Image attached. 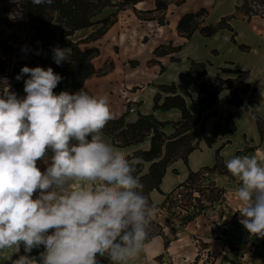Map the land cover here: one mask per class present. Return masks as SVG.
I'll use <instances>...</instances> for the list:
<instances>
[{"label":"clouds","instance_id":"1","mask_svg":"<svg viewBox=\"0 0 264 264\" xmlns=\"http://www.w3.org/2000/svg\"><path fill=\"white\" fill-rule=\"evenodd\" d=\"M52 52L57 65L71 55L60 47ZM25 75L23 98L0 91V256L8 259L23 245L25 255L12 264H129L159 209L134 175L138 161L104 137L113 119L109 98L84 88L55 94L62 77L51 67L24 66L16 79ZM260 111L257 105L248 114L255 119ZM226 168L239 183V222L251 237L264 238V160L235 156ZM41 246L38 258L27 255Z\"/></svg>","mask_w":264,"mask_h":264},{"label":"crops","instance_id":"2","mask_svg":"<svg viewBox=\"0 0 264 264\" xmlns=\"http://www.w3.org/2000/svg\"><path fill=\"white\" fill-rule=\"evenodd\" d=\"M92 1L97 3L99 0ZM110 3L94 18V26L75 32L70 40L74 44L81 43L79 48L82 51H99L92 61L96 74L85 82L84 89L93 96L106 95L109 98L111 120L124 118L126 124H131L141 115L154 116L167 124L164 133L173 135L176 131L174 125L182 120V113L178 109L155 110L154 99L161 93L160 86L171 84L185 87L193 100L204 98L195 84L194 75L189 73L192 62L208 64L203 82L209 85H213L217 78H235L234 74L226 71L248 72L247 83L257 89L255 99L261 108L252 119L246 110L249 96H246L243 107L230 105L233 89L220 92L213 108L206 112L186 98L188 110L193 115L201 114L205 118L216 112L218 116L209 117L194 129L198 150L192 152L186 162L178 159L168 167L160 185L162 194L152 191L149 194L151 203L158 207L163 205L166 196L186 182L190 173L213 168L217 163L216 153L221 147L220 155L225 165L235 156H256L264 160V134H261L257 123V117L264 121V17L249 19L241 13L239 9L244 0L171 1L167 2L165 11L157 10V0H137L136 4L122 9H119L121 0H110ZM202 11L206 15L200 20L199 28L191 39H186L178 31L180 20L185 15ZM108 18L112 24L105 34L95 41H87L101 28L99 23ZM224 19L228 20L230 30H221L210 37L204 35V28L216 29ZM53 26L56 40L49 49L60 47L71 51V47L59 41L64 26L58 22ZM169 45L180 47V51L166 56L155 54L159 48ZM241 46L248 50H242ZM172 58L179 61L174 62ZM61 91L72 94L69 80L62 83ZM166 96L162 94L163 99ZM124 107L135 108V112L125 113ZM220 119L223 126L231 119L237 131L217 136L216 127ZM104 137L126 158L151 147V136L140 144L124 148L117 147L109 136L104 134ZM150 164H145L146 173ZM213 181L228 196L225 203L215 209H207L206 214L197 215L186 224L166 225L164 237L145 242L139 254L142 262L163 257L173 264H264V238L251 237L239 222L237 209L240 204L234 195L238 181L230 173L215 175ZM205 256L211 261L204 262Z\"/></svg>","mask_w":264,"mask_h":264},{"label":"trees","instance_id":"3","mask_svg":"<svg viewBox=\"0 0 264 264\" xmlns=\"http://www.w3.org/2000/svg\"><path fill=\"white\" fill-rule=\"evenodd\" d=\"M184 1L185 0H181L180 2ZM136 3L137 0H123L119 9ZM248 3V0H244V4L239 11L244 13L249 19L253 16H259L246 9ZM110 5V0H99L97 3L92 0H54V3L50 6H35L32 4L31 0H23L21 8L25 16L24 19L30 26L29 31L31 32V37L25 51L29 54L32 60H29L27 56H24L23 61L19 63V67L15 70L14 78L16 79V76L20 74V70L24 66L29 68L39 66L44 69L51 67L54 73L59 74L62 77L60 83L53 90L55 94H58L61 91L62 83L66 80H69L72 84V94L84 88L85 82L96 74L92 61L99 55V51L97 49L82 51L79 48L81 43L72 44L69 39L75 34V32L94 26V18H96L105 7ZM167 6V2L164 3L157 0L158 11H165ZM205 15V11L198 14L185 15L178 24L179 33L186 39H191L200 26V20ZM227 21L228 20L224 19L219 23L216 29L204 28L202 32L205 36L210 37L221 30H230ZM54 22H58L64 26L59 40L62 43L64 42L73 45L69 60L62 62L60 65H57L54 62L52 58L53 52L47 51L56 40V35L52 30ZM99 24H101V28L95 34L90 36L87 41L100 39L112 24V20L111 18H108ZM82 43H85V41ZM234 43H236L235 40ZM240 48L244 51L248 50V48L244 46H241ZM179 51L180 47L175 48L169 45L167 47L159 48L155 54L158 56H166L178 53ZM32 52H39L40 56L32 54ZM172 61L178 62L179 60L172 58ZM66 62L70 64L69 69L65 66ZM39 63H41V65ZM207 67L208 64L206 63L192 62L189 71V73L195 77V84L205 95V97L200 100H193L190 93L183 86L171 84L159 87L161 93L157 94L154 99V109L160 111L178 109L182 113V120L174 125L176 131L173 135L167 136L164 133V128L167 124L159 122L154 116L141 115L135 123L131 124H126L124 118L110 120L103 129L104 134L112 138L114 144L121 148L140 144L144 142L147 137L151 136V147L148 151H137L132 158H128L130 161H138L134 175L143 184V194L148 198L150 203L149 194L152 191L156 190L162 194L160 185L168 167L178 159H183L186 162L188 156L192 152L198 150L199 146L197 137L193 132L194 129L199 124H203L209 117L218 116L216 112L211 113L205 118H202L201 114L196 116L193 115L188 110L186 98H189L193 105L199 106L202 112H206L213 108L215 100L220 92L225 89H233L234 96L230 100V105L243 107L246 96H249L248 107L255 109V106L259 105V102L255 99L257 89L251 87V85L247 83L249 76L248 72L226 71L234 74L235 78L227 80L217 78L213 85H209L203 82V78L207 75ZM27 78L28 76L25 75L17 81L18 83H21ZM88 93L92 95L90 92ZM162 94L168 96L163 99ZM248 107H246V110H248ZM221 121L222 120L220 119L216 127L217 136L222 137L227 132L233 133L237 131L236 125L231 119H228L224 126ZM257 123L261 134L263 135L264 121L257 117ZM221 150L222 147L216 153L217 163L213 168H204L198 173H190L186 182L167 195L165 202L163 205L159 206L158 209H165L170 199L177 191L186 188L191 182H193V180L205 173L215 174L219 171H223L222 174L228 173L226 165L223 163L220 155ZM146 163H151L148 173H144ZM196 216L197 214H194L191 218H184L182 219V223L186 224ZM158 236H163V234L149 232L148 238L145 242H151L153 238ZM167 245L168 242H166V246Z\"/></svg>","mask_w":264,"mask_h":264},{"label":"rangeland","instance_id":"4","mask_svg":"<svg viewBox=\"0 0 264 264\" xmlns=\"http://www.w3.org/2000/svg\"><path fill=\"white\" fill-rule=\"evenodd\" d=\"M22 1L23 0H0V91L7 87L9 91L16 93L18 98H23L26 93L24 92V81L18 83L17 79L14 78L15 70L19 67V63L23 61L24 56L32 60L29 54L24 50L30 40L31 32L29 31L30 26L24 19L25 16L21 8ZM160 1L165 3L171 1L180 2L181 0ZM248 2V6L246 7L247 10L261 17L264 16V0H248ZM52 28L55 30L54 26ZM59 41H57L56 45L59 44ZM63 45L71 47L72 50L73 45L69 43ZM47 51L52 52L50 49ZM35 53L36 52H32V54ZM38 56H40V54ZM39 64L41 65V63ZM65 66L68 69L70 68L68 62L65 63ZM48 155L50 156L51 153L49 152ZM37 166L41 171H44L46 167L42 161H37ZM222 173L223 171H219L215 174L205 173L193 180L186 188L177 191L170 199L166 208L160 210L155 218L152 219L149 232L163 234L161 237H164L166 225H181L183 224L182 219L184 218L188 219L194 214L200 215L204 212L206 214L207 209H215L216 206L218 207V205L224 204L228 196L225 194V191L213 181L215 175L229 174V172ZM36 195L37 194H34L33 198H35ZM42 251H44L43 246L38 249H33L32 252L27 255L38 258ZM19 255H25L23 245H21L18 253L12 256L10 254L8 259L0 256V264H12V261L17 259ZM203 258H205L204 262L211 261L207 256ZM101 264H108V261L106 259H101ZM129 264H173V261L160 257L153 261L142 262L138 256L134 260H131Z\"/></svg>","mask_w":264,"mask_h":264},{"label":"built area","instance_id":"5","mask_svg":"<svg viewBox=\"0 0 264 264\" xmlns=\"http://www.w3.org/2000/svg\"><path fill=\"white\" fill-rule=\"evenodd\" d=\"M123 2V0H121ZM124 111L125 113H132V112H135V108H128V107H124Z\"/></svg>","mask_w":264,"mask_h":264},{"label":"bare ground","instance_id":"6","mask_svg":"<svg viewBox=\"0 0 264 264\" xmlns=\"http://www.w3.org/2000/svg\"><path fill=\"white\" fill-rule=\"evenodd\" d=\"M43 172V171H42Z\"/></svg>","mask_w":264,"mask_h":264}]
</instances>
